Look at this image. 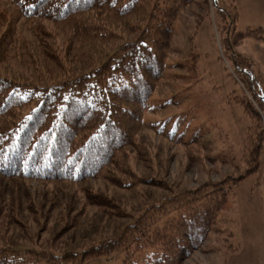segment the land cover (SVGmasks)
I'll list each match as a JSON object with an SVG mask.
<instances>
[{"label": "trees", "instance_id": "1", "mask_svg": "<svg viewBox=\"0 0 264 264\" xmlns=\"http://www.w3.org/2000/svg\"><path fill=\"white\" fill-rule=\"evenodd\" d=\"M9 1L12 18L3 23L0 13L1 178L71 184L100 179L130 190L145 180L127 165L123 151L141 150L143 128L181 145L188 163H226L249 147L257 161L236 179L225 176L194 189L170 192L130 216L123 229L98 244L61 251L53 241L41 244L35 237L28 236L29 241L22 244L0 239V264H85L122 251L124 263L134 264L131 257L145 249L152 254L142 264H185L234 199L233 183L264 170L259 114V110L264 113L263 82L250 66L242 67L241 59H235L239 84L257 107L242 91L232 98L249 120L241 147L231 144L219 127L214 136L208 130L186 136L176 126L158 130L157 122H144V115L152 112L148 103L166 78L174 26L196 0ZM18 20L49 24L45 33L55 46L41 48L48 64L45 71L36 66L21 73L4 69ZM57 37H61L58 43ZM235 38L264 43V26L237 33ZM229 43L224 38V48L231 54ZM73 64L84 70H75ZM230 165L240 171L234 163ZM255 178L259 181V176ZM162 183L148 180V186L163 189ZM83 205L104 209L107 203L85 190ZM10 207L12 214L7 218L14 221L18 214ZM237 249L230 247L226 253Z\"/></svg>", "mask_w": 264, "mask_h": 264}, {"label": "rangeland", "instance_id": "2", "mask_svg": "<svg viewBox=\"0 0 264 264\" xmlns=\"http://www.w3.org/2000/svg\"><path fill=\"white\" fill-rule=\"evenodd\" d=\"M13 10L9 0H0L3 23L12 18ZM263 26L264 0H196L187 6L174 26L166 78L150 99L152 112L145 113L144 122H157L156 128L163 131L176 126L186 136L196 130H208L214 136L219 127L231 144L241 147L249 120L232 98L243 92L255 107L256 103L239 84L234 62L239 58L242 67L250 66L264 86V43L235 37L237 33ZM14 28L15 37L4 69L21 73L36 66L38 71H45L48 64L41 48L48 50L47 45L55 46L45 33L50 30L49 24L18 20ZM224 38L230 40L231 54L224 48ZM56 39L58 43L61 37ZM73 68L84 70L82 65L73 64ZM259 114L264 151V113L259 110ZM139 140L143 145L140 152L130 147L123 151L127 165L145 180L130 190L116 188L100 179L71 184L0 177V239L22 244L35 237L41 244L53 241L61 251L98 244L123 229L130 216L170 192L194 189L205 181H217L225 176L236 179L238 173L243 175L257 161L249 147L243 148L248 152L242 150L236 159L227 158L226 163L192 164L187 162L181 145L155 131L143 128ZM230 162L240 171L231 167ZM258 170V175H248L233 183L234 199L218 216L202 247L185 264H264V170ZM255 176H259V181ZM150 179L163 182V189L148 186ZM85 190L95 198L101 196L107 206L82 208ZM11 205L18 214L14 221L7 218L12 214ZM73 218L76 220L72 223ZM230 247L238 249L226 253ZM151 254L152 250L145 249L130 260L142 264ZM124 261L122 251L85 264H125Z\"/></svg>", "mask_w": 264, "mask_h": 264}]
</instances>
